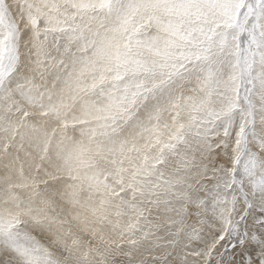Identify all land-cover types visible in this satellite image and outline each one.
<instances>
[{
    "label": "snow or ice",
    "instance_id": "snow-or-ice-1",
    "mask_svg": "<svg viewBox=\"0 0 264 264\" xmlns=\"http://www.w3.org/2000/svg\"><path fill=\"white\" fill-rule=\"evenodd\" d=\"M0 264H264V0H0Z\"/></svg>",
    "mask_w": 264,
    "mask_h": 264
}]
</instances>
